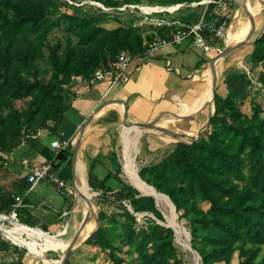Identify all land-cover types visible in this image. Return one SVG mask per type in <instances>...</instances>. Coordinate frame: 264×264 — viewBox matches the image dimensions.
<instances>
[{
  "label": "trees",
  "instance_id": "16d2710c",
  "mask_svg": "<svg viewBox=\"0 0 264 264\" xmlns=\"http://www.w3.org/2000/svg\"><path fill=\"white\" fill-rule=\"evenodd\" d=\"M45 1L53 3V0ZM213 7L210 4L207 8L212 10ZM47 15L42 0H0V110L12 107L17 99L32 96L25 110L12 109L6 117L0 116V160L38 129L54 132L64 118L68 101L66 86L73 76L88 78L95 70L105 67L121 49L141 56L147 43L153 40L152 35L144 38L135 27L110 29L86 19L74 21L82 45L68 47L62 53L51 47L47 59L52 73L46 80L37 81L28 73L39 53L40 39L29 35L53 25ZM162 28L158 38H170L169 27ZM252 56L261 64L257 80L264 84V31L254 42ZM229 78L224 79L227 94L214 95V113L206 128L207 139L200 136L191 142L178 141L160 162L142 168L139 173L158 192L170 197L180 217L194 216L190 241L201 264H229L236 251L240 256L237 264H254L264 244V118L259 117L262 110L257 104L251 106V116L242 111V102L235 103L232 98L233 84ZM34 125L37 130L30 131ZM71 148L69 144L49 160L52 167L59 162L67 164L68 175H71ZM246 160L247 175L244 173ZM94 166L95 160H92L87 172L93 190L112 192L119 201L127 200L134 212L147 211L162 220L153 196L139 195L130 185L117 183V189L116 185H108L111 177L120 181L117 173L107 172L98 179ZM239 181L244 183L240 185ZM15 190V187L0 184V212L11 209L17 196ZM62 194L69 197L67 193ZM200 201L207 204L205 209L199 207ZM121 206L124 237L134 245V261L185 264L181 259H171L174 248L170 227L148 217L152 223L136 230L132 226L134 215L126 206ZM105 241V229L100 226L85 240L107 250L109 245ZM246 243L250 244L249 248H245ZM109 254L113 264H121L120 257L111 250ZM64 264L78 263L66 259ZM256 264H264V257Z\"/></svg>",
  "mask_w": 264,
  "mask_h": 264
},
{
  "label": "rangeland",
  "instance_id": "374dc122",
  "mask_svg": "<svg viewBox=\"0 0 264 264\" xmlns=\"http://www.w3.org/2000/svg\"><path fill=\"white\" fill-rule=\"evenodd\" d=\"M42 2L45 10L48 12L47 16L50 21H52L53 25L50 28L42 29L29 35L31 38L38 36L40 39L39 53L34 57L33 67L28 73V76L31 79L37 81L46 80L52 73V67L47 59L51 47H56L57 52L62 53L68 47L82 45L77 28L73 24L74 21L86 19L95 25L110 29L117 26L135 27L144 38H147L148 35H152L150 39H156L159 37L160 30L163 29L162 27H169V33L175 31L177 28H182L187 32L190 27L197 23L201 13L205 9V4L191 6L189 4L193 1L176 0H53V3L42 0ZM177 3L184 4L172 10L160 9L150 12H143L139 8L141 5L169 6L170 4ZM100 5L105 8H102ZM213 5L214 7L212 10H208V8L206 9L205 16L208 26L202 27L198 30L199 35L195 32H191L189 38L191 40L200 38L197 40L218 53L219 50L227 47L224 43L225 31L229 25L234 22L237 8L240 5V0L238 2L236 0H221L218 1V3H213ZM260 5L259 2V6ZM260 14H262L263 21H261L262 23H260V27L256 29V31H258L256 35L248 42L231 51L225 58L220 59L216 66H214L216 76L212 79H214L215 93H218L223 97L227 94L228 88L227 84L224 83V79L226 76H229V79L233 84L231 95L235 103L242 102L241 109L249 116L252 115L251 106L257 104L262 110V112L259 113V117L264 118V84L257 80L258 73L261 70V64L254 61L252 56L254 42L258 39L264 28V7L262 6L260 13L257 16ZM242 20H246L244 13ZM173 21L180 22L181 25L170 24ZM159 23L163 24L160 25ZM220 25L222 26L221 32L217 33L216 29ZM233 32L232 27L227 29V41L231 38ZM206 66L210 68L209 63H207ZM33 70L34 73L32 72ZM209 89L211 91V85ZM235 89H237L238 93ZM31 98L32 96H27L13 101L12 107H4L0 110V116L6 117L12 109H17L19 111L25 110L28 101ZM105 117L107 121L101 122L100 124L108 122L111 116ZM187 126H189L188 123L183 124V127ZM125 128L126 127L122 125L121 121L118 120L115 125L112 126L111 130H105V132H103L102 135L103 137L104 135L107 137L108 145L105 147L106 150H103L104 152H102V154L98 153L100 157L95 161L96 164L101 163L107 170L110 168L114 173H117L120 181L114 178L109 182L111 185H116V189L119 184L130 185L139 192V195H142L140 194L141 190L133 185L126 176V167L129 160H131L132 167L140 178L139 173L141 169L160 162L172 150L171 148L175 143L178 141L191 142V140L186 139L179 133H176V131L174 132L176 126L171 122L162 124L156 123L155 126L143 130H130L128 128L125 130ZM206 128L201 131V138L207 139L208 133ZM35 129L37 130V126L34 125L31 127L30 131H35ZM81 131L82 129L75 134L73 141ZM125 131H129V134L125 135ZM53 133H55V131ZM134 134H136V138L131 137ZM54 136L59 141H62L58 135ZM166 138H173V143L166 146L164 142ZM47 140L48 142H51L54 138L49 137ZM194 140L196 139H193L192 141ZM100 149L104 148L101 147ZM46 151L48 160H50L58 150L52 149L51 146L48 145ZM81 158L87 161L86 155L80 153L78 159L81 160ZM6 160L7 159L4 157L3 160H0V182H5L10 177L8 174L9 170L6 168ZM53 167V170L66 182V188L61 191L69 195V197L66 198L69 203L66 212H63L59 219L61 220V223L58 227V229H60L59 232H57L58 234H52L55 230L46 233L52 237L67 239V237L73 232L74 226L82 219L83 208L78 199L79 194L76 191V186V195L74 196V179L72 173L71 175H68L66 172L68 165L64 162H59ZM247 167L248 160L245 161V175H247ZM85 176L88 182L87 170ZM5 183L7 184V182ZM242 183L244 182L239 181L240 185ZM88 192L90 200L93 201L97 209L96 213L99 226L105 229V242L108 243L109 249L104 250L98 245H90L85 242L86 238L69 251L67 259L71 262L78 264H113L114 261L109 254V250H111L113 255L122 259L121 264H139L133 259L136 257L134 245L129 243L124 237V218L121 215V204H123L129 212L134 215L132 226L136 230L145 229L152 223L151 220L147 219L148 217L155 220L157 223L168 227L167 224H170L169 217L173 215L177 224L182 229V232L180 235H177L175 230L171 228L173 230L172 244L174 248L171 259H181L185 264H201L200 256L197 257L189 248L190 246L187 235L188 232L190 236V225L194 216L187 215L180 217L177 213L176 218L175 213L173 214L174 211L172 210V205L169 206L163 200H156L155 197L153 198L151 195H144L153 198L154 204L162 216V220H160L147 211L134 212L127 200L119 201L112 192L93 190L92 188ZM141 192L149 194V192ZM74 203L75 205L72 209ZM199 207L205 209L207 204L200 201ZM76 213L77 215H75ZM68 222L71 224L69 227H67V225L65 226ZM5 224L8 226L15 225H12L7 221ZM170 225L173 226L172 224ZM64 226L65 228H63ZM38 229L43 231L40 228ZM0 241V250L5 251V253L2 254L6 256V258L1 256V258L5 259L4 264H58L62 253L52 248H40L33 244L24 235L18 236L15 234L0 232ZM185 241L187 242L185 243ZM150 245L151 243L148 244V247H150ZM249 247L250 244L246 243L245 248ZM263 257L264 244L261 245V250L257 255V259L254 261V264L259 262ZM239 260L240 256L236 251L229 264H237ZM213 264L223 263L215 262Z\"/></svg>",
  "mask_w": 264,
  "mask_h": 264
},
{
  "label": "crops",
  "instance_id": "0c3cea01",
  "mask_svg": "<svg viewBox=\"0 0 264 264\" xmlns=\"http://www.w3.org/2000/svg\"><path fill=\"white\" fill-rule=\"evenodd\" d=\"M257 4L259 5V0H256L253 11L257 8ZM261 21H263L262 14L255 17L254 28L247 42L256 35L258 32L256 29L260 27ZM238 26L234 21L228 28L232 27L235 32L238 31ZM227 29L224 35L225 45L228 44ZM216 54L214 50L205 49L188 38L178 44L170 43L162 46L148 59L140 61L141 59L135 58L129 78L111 87L105 82L90 86L84 78L73 76L66 86L68 101L64 118L57 124L55 133L48 129H38L36 133L24 137L18 147L4 156L7 159L6 168L10 177L5 181L7 184L5 182L0 184L15 187L16 195L22 198L19 221L29 226L44 228L48 233L55 230L52 234L60 230L59 219L63 212H66L68 200L54 184L41 181L32 185L26 179L33 165L49 161L46 151L51 144L47 140L49 137L56 139L54 135H58L62 141L72 144L73 137L82 129L76 166L81 161L88 172L91 161L98 160L100 157L98 153L102 154L108 145L107 137L102 135L103 132L111 130L118 120L122 121L123 109L124 117L130 123L158 120L161 124L169 122L175 124L174 131L196 133L197 129L206 122L209 114V83L204 77L203 70ZM218 62L219 60L215 66ZM95 111L97 113L94 117L84 125L86 119ZM105 116H111V120L109 118L108 122L100 124L107 121ZM185 123L189 126L183 127ZM127 134L129 131H125V135ZM173 140L166 138L164 142L168 146ZM101 147L104 149H100ZM80 153L86 155L87 161L83 158L78 159ZM93 172L98 179H102L107 172L114 173L110 168L107 170L103 164H96V161ZM112 179L114 178H109L107 184L114 187L115 185L109 183ZM74 205L75 203L72 209ZM66 225L69 227L71 224L68 222ZM2 253L5 251L0 250V264L5 262L1 256L6 258Z\"/></svg>",
  "mask_w": 264,
  "mask_h": 264
},
{
  "label": "built area",
  "instance_id": "2783aa9c",
  "mask_svg": "<svg viewBox=\"0 0 264 264\" xmlns=\"http://www.w3.org/2000/svg\"><path fill=\"white\" fill-rule=\"evenodd\" d=\"M217 2L218 0H201V1L191 2L189 4L191 6H196L198 4H205V9L201 13V16L197 21V23L194 24L192 27H190V29L187 32L182 28H177L175 31L171 32L170 38H156L151 40L150 42L147 43V47L145 48L141 56L133 55L127 49H121L118 51L115 57L107 63L105 67L95 70L88 78L84 79L85 82L90 86L105 82L107 83L108 87H111L126 81L130 76L132 62L134 61L135 58H138L139 60L141 59L140 61L148 59L149 57L152 56L153 53L159 50L162 46L170 43L178 44L184 41L185 39H188L189 34L191 32H195L197 35H199L198 30H200L202 27L208 26V22L206 21V16H205L208 5ZM178 4H181L182 6L184 3H178ZM100 6L102 8H105L102 5ZM162 11H167V10H162ZM159 24L162 25L163 23H159ZM170 24L181 25V23L177 21H173ZM221 28L222 26L220 25L216 29V32L217 33L221 32ZM197 39L200 38H196V40H193L197 45L202 46L205 49L209 48ZM69 144L70 143L67 141H59L58 139H54L51 141L50 146L52 149H57L59 151L60 149H64L65 147H67ZM26 179L32 185L41 181H48L54 184L59 192H63L61 190L65 189L67 186L65 180H63L59 176V174L53 170L51 161H46L37 165H33L28 171L26 175ZM22 205H23L22 198L20 196H15L14 201L11 205V209L7 212L5 211L0 212V223L4 225H6L5 224L6 221L10 224L16 222L21 223L19 221V209L22 207Z\"/></svg>",
  "mask_w": 264,
  "mask_h": 264
},
{
  "label": "bare ground",
  "instance_id": "6f19581e",
  "mask_svg": "<svg viewBox=\"0 0 264 264\" xmlns=\"http://www.w3.org/2000/svg\"><path fill=\"white\" fill-rule=\"evenodd\" d=\"M180 6H181V4L177 3V4H170L169 6H157V5L142 6L141 5V6H139V8L143 12H150V11H156V10H160V9L172 10V9H176ZM258 10H261V5L260 6L258 5L257 8L255 9L256 12ZM234 21L237 22V24L238 23L240 24V28L238 26V31L233 32L231 38L227 41L228 44L226 46H229L233 43L239 42L244 37L246 31L248 30L249 23L246 20H242V18H240V20H236V15H235ZM203 72H204V77L207 80V82L209 83V88H210L211 80H212V74L209 70V67L206 66L205 69L203 70ZM210 94H211V91L209 89V96H210ZM128 129L131 130V128H128ZM134 130H136V129H134ZM185 134L196 135V133H194V132H185ZM132 138H136V134H134L132 136ZM85 172H86V169H85L84 164L81 161H79L77 163V166H76V184H75V186H76V191L79 194V198H78L79 202L82 204L83 214H82V219L74 226L73 232L70 234L69 237H67V239L52 237L48 233L39 230L37 227H31V226H28L26 224H20L18 222L13 223L12 225L15 224L14 226H10V225L8 226V225H4V224L0 223L1 232L6 233V234H15L18 236L24 235L33 244L37 245L40 248H52V249L58 250L60 252H63L65 250L66 246L68 245V243L70 241H72V239L77 235V233L82 231L83 235H86L88 232H90L95 227L93 217L96 214L97 209H96V206L93 203V201L90 200V198H89V192L88 191L91 189V187L89 186V184L87 182ZM126 176L128 177L129 181L133 185H135L138 189H140L141 191L149 192V194L151 196L155 197L156 200L157 199L159 201L163 200L169 206H171L169 199L165 195L157 192L156 190H154L151 187H148L147 185H145L141 181V179L138 177L135 169L132 167L131 160H129V163L126 167ZM173 214H174V212H173ZM169 223L173 225L172 227H173V230H175V233L177 235H180V233L182 232V229L177 224L173 215H171L169 217ZM84 238H85V236L83 237V239ZM186 242L187 241H185V243Z\"/></svg>",
  "mask_w": 264,
  "mask_h": 264
},
{
  "label": "water",
  "instance_id": "95a60500",
  "mask_svg": "<svg viewBox=\"0 0 264 264\" xmlns=\"http://www.w3.org/2000/svg\"><path fill=\"white\" fill-rule=\"evenodd\" d=\"M255 2H256V0H240V5H239V7L237 8V11H236V20H240V18H242L243 13H244V15L246 16V21L249 23V28L246 31L244 37L239 42L233 43V44L225 47L224 49L219 50L218 53L209 61V66H210L209 70H210V72L212 74V78L215 76V68H214L215 63L218 60H220V59L224 58L225 56H227L234 49H236L239 46H241L244 43H246L247 39L251 36L253 28H254V24H255V17L260 13V10H258L257 12L253 11V8L255 7ZM259 2L261 4V6L264 7V0H259ZM263 31H264V28L262 29L261 34L263 33ZM261 34L259 35V37L261 36ZM214 94H215L214 79H212V81H211V94H210V99H209V114H208L206 122L201 127H199L197 129L196 135L194 137H191V136L185 135V133H183V132L176 131V133H179L180 135H182L183 137H185L186 139H189L191 141L193 139H197L200 136L201 131L204 130L208 126L209 120H210L211 116L214 113ZM97 111L92 113V115L88 119H86L84 125H87L90 122V120L94 117V115L97 113ZM124 116H125V111L123 109L122 110V121H121V123H122V125L124 127L131 128V129H139V130L148 129V128H151V127L155 126L156 123H158V120L157 121L150 120L148 122H142V123H130V122L126 121ZM81 134H82V131L79 132L78 136L75 137L74 141L71 144V146H72V148H71V173H72L73 179H74L76 158H77V152H78V149H79ZM140 179L145 185H147L148 187H151L154 190H156L155 187H153L152 185L148 184L141 177H140ZM140 194H142V195H150V194H147V193H142L141 191H140ZM162 194H164V193H162ZM164 195L169 199V201H170V203L172 205V210L174 211L175 217L177 218V212H176V209H175V205L173 204V202L171 201V199H170V197L168 195H166V194H164ZM93 218H94V223H95L94 229H92L86 235H83L82 231L77 233V235L72 239V241H70L68 243V245L66 246L65 250L61 253L60 260H59L58 264H64L65 260L67 259V255H68L69 251L71 249H73L76 245H78L80 242H82L83 240L88 238L98 228L99 223H98L97 213L94 215ZM167 226L173 229V227L170 224H167ZM187 235H188V241H189L190 249L198 257L199 254L192 247L191 242H190V236H189L188 232H187ZM84 236H85V238L83 239Z\"/></svg>",
  "mask_w": 264,
  "mask_h": 264
}]
</instances>
